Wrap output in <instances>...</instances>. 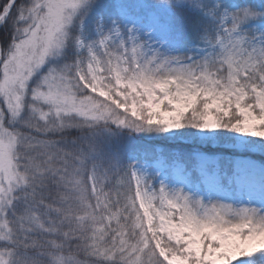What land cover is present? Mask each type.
Here are the masks:
<instances>
[{"label":"snow or ice","instance_id":"obj_1","mask_svg":"<svg viewBox=\"0 0 264 264\" xmlns=\"http://www.w3.org/2000/svg\"><path fill=\"white\" fill-rule=\"evenodd\" d=\"M0 29V264H264V0H0Z\"/></svg>","mask_w":264,"mask_h":264},{"label":"trees","instance_id":"obj_2","mask_svg":"<svg viewBox=\"0 0 264 264\" xmlns=\"http://www.w3.org/2000/svg\"><path fill=\"white\" fill-rule=\"evenodd\" d=\"M5 34L4 29H0V36H3ZM187 146V142L185 141L184 143H181L180 141H170L165 138H160V139H153V140H138L135 142L131 147L133 148H141L148 150L149 153H151V150L153 148L160 147L164 151H170L172 149H180L184 148Z\"/></svg>","mask_w":264,"mask_h":264},{"label":"rangeland","instance_id":"obj_3","mask_svg":"<svg viewBox=\"0 0 264 264\" xmlns=\"http://www.w3.org/2000/svg\"><path fill=\"white\" fill-rule=\"evenodd\" d=\"M240 2H243V0H240ZM157 149H162V148L157 147ZM162 150H163V149H162ZM256 159L259 160L260 158L257 157ZM192 182H193V183H199V180H198V178H197L196 176H193V177H192Z\"/></svg>","mask_w":264,"mask_h":264}]
</instances>
